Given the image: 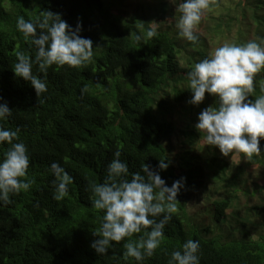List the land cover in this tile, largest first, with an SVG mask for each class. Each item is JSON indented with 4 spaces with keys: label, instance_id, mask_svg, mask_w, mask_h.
<instances>
[{
    "label": "trees",
    "instance_id": "obj_1",
    "mask_svg": "<svg viewBox=\"0 0 264 264\" xmlns=\"http://www.w3.org/2000/svg\"><path fill=\"white\" fill-rule=\"evenodd\" d=\"M180 2L0 0V103L13 112L0 123L19 129L17 142L28 148L34 181L30 191L11 196L12 204L0 205V264H137L124 257L126 241L113 242L106 256L91 247L103 213L91 206L89 182L103 183L117 150L130 174L145 164L169 187L186 181L161 247L143 264H168L188 239L199 241L201 264H264V139L261 155L252 158L205 147L196 124L217 97L206 94L202 104L192 105L186 79L223 43L264 37V0H215L196 45L177 38ZM41 11L61 15L72 29L82 25L80 35L93 41L94 57L87 67L50 68L48 92L39 100L12 66L18 51L33 59L35 53L17 30V18L35 20ZM152 27L157 37L136 41ZM33 72L42 76L36 65ZM256 81H264V71ZM262 94L256 87L249 99ZM8 147L0 145V159ZM161 161L167 170H160ZM54 162L73 178L60 201L53 198ZM198 193L207 202L192 215L189 205Z\"/></svg>",
    "mask_w": 264,
    "mask_h": 264
},
{
    "label": "clouds",
    "instance_id": "obj_2",
    "mask_svg": "<svg viewBox=\"0 0 264 264\" xmlns=\"http://www.w3.org/2000/svg\"><path fill=\"white\" fill-rule=\"evenodd\" d=\"M175 4V0H171ZM215 0H181L177 5L174 27L177 38L193 45L199 43V25L211 10ZM155 23V22H153ZM169 24H172L169 22ZM17 30L25 42L34 47V59L18 51L17 62L12 66L16 77L28 82L40 98L48 92V70L54 65L78 69L93 61V41L80 35L82 25L72 29L61 17L51 11H41L35 20L17 18ZM159 35L155 27L137 34L136 41H147ZM38 66L41 75L34 74ZM264 71V37L242 43L225 42L209 53L208 58L196 63L186 73L187 86L192 93L189 101L199 106L206 94L217 97L214 107L202 111L196 124L206 146L218 148L225 157L243 154L246 158L261 155L260 141L264 139V94L249 97L259 87L264 93V81H256ZM255 82V83H254ZM84 92L88 89L85 87ZM13 114L7 103H0V122ZM20 141L19 129L11 130L0 123V145H9L0 159V205L12 204L11 196L28 192L34 181L29 179L30 156L28 148ZM117 150L107 168L102 184L89 182L91 206L103 215L98 217L100 227L91 247L98 255L106 256L113 242L123 244L124 257L134 258L143 264L151 258L165 238V228L178 211V196L185 179L169 187L157 171L145 164L141 171L129 172V165L121 160ZM169 164L161 161L160 170ZM54 176L53 198L63 200L69 194L73 178L59 163L50 165ZM143 173V174H141ZM131 175V179H128ZM134 239L135 234H141ZM201 245L198 240H186L181 249L171 253L168 264H201Z\"/></svg>",
    "mask_w": 264,
    "mask_h": 264
},
{
    "label": "rangeland",
    "instance_id": "obj_3",
    "mask_svg": "<svg viewBox=\"0 0 264 264\" xmlns=\"http://www.w3.org/2000/svg\"><path fill=\"white\" fill-rule=\"evenodd\" d=\"M208 58V57H206ZM176 141V139H175ZM207 202L204 194L198 193L192 198V201L189 205V210L192 213V215L200 214L201 211H203V208L205 207V203Z\"/></svg>",
    "mask_w": 264,
    "mask_h": 264
}]
</instances>
